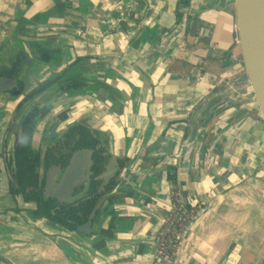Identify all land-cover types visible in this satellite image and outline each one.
<instances>
[{"label":"crops","instance_id":"0c3cea01","mask_svg":"<svg viewBox=\"0 0 264 264\" xmlns=\"http://www.w3.org/2000/svg\"><path fill=\"white\" fill-rule=\"evenodd\" d=\"M237 37L235 0H0V76L24 57L21 91L0 92V264H156L175 201L196 208L175 264H264V120ZM57 77L86 84L20 106ZM33 108L36 152L81 124L104 183L123 164L89 235L10 194Z\"/></svg>","mask_w":264,"mask_h":264},{"label":"trees","instance_id":"16d2710c","mask_svg":"<svg viewBox=\"0 0 264 264\" xmlns=\"http://www.w3.org/2000/svg\"><path fill=\"white\" fill-rule=\"evenodd\" d=\"M23 61V56L17 57L12 62L10 69L3 73L9 77H18ZM55 83H59L62 89L67 91L86 84V81L83 78H69L63 82L61 77L46 81L38 89L27 94L20 106L30 98L43 93ZM37 115V108L31 109L26 115L21 123L19 138L14 150L7 158V164L13 177L10 194L15 198L21 197L24 202L35 203V208L29 210L33 218H46L61 227L77 230L80 225L88 221L98 200L115 189L123 164L120 163L115 175L107 183H104L100 177L105 171L109 156L101 144L98 134L81 124L72 126L63 139L53 148L47 150L44 155L36 152L33 150L32 142ZM81 148L94 150L91 168L93 176L88 182L84 197L71 204L60 203L52 198L45 199L42 187L45 186L46 171L53 164L66 166L72 152ZM69 149L70 151L66 152ZM41 166L44 167L43 174L40 172Z\"/></svg>","mask_w":264,"mask_h":264},{"label":"water","instance_id":"95a60500","mask_svg":"<svg viewBox=\"0 0 264 264\" xmlns=\"http://www.w3.org/2000/svg\"><path fill=\"white\" fill-rule=\"evenodd\" d=\"M264 0H235L236 29L243 63L255 102L264 120ZM21 91L17 77L0 76V92ZM63 139V138H62ZM66 150V152H69ZM94 150L81 148L74 150L66 166L53 164L46 171L45 199H56L60 203L71 204L84 197L88 182L93 176ZM13 180L12 175H10ZM102 196L94 206L88 221L77 228L84 234L92 233L93 220L106 200Z\"/></svg>","mask_w":264,"mask_h":264},{"label":"built area","instance_id":"2783aa9c","mask_svg":"<svg viewBox=\"0 0 264 264\" xmlns=\"http://www.w3.org/2000/svg\"><path fill=\"white\" fill-rule=\"evenodd\" d=\"M196 213L194 206L175 201L157 236L156 264H175L184 231Z\"/></svg>","mask_w":264,"mask_h":264},{"label":"bare ground","instance_id":"6f19581e","mask_svg":"<svg viewBox=\"0 0 264 264\" xmlns=\"http://www.w3.org/2000/svg\"><path fill=\"white\" fill-rule=\"evenodd\" d=\"M262 10H263V13H264V7L262 8Z\"/></svg>","mask_w":264,"mask_h":264},{"label":"rangeland","instance_id":"374dc122","mask_svg":"<svg viewBox=\"0 0 264 264\" xmlns=\"http://www.w3.org/2000/svg\"><path fill=\"white\" fill-rule=\"evenodd\" d=\"M244 68H245V66H244ZM246 70V69H245ZM261 114V113H260ZM263 165H264V161H263Z\"/></svg>","mask_w":264,"mask_h":264}]
</instances>
